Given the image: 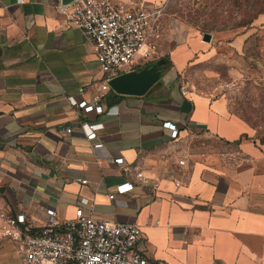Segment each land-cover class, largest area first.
I'll use <instances>...</instances> for the list:
<instances>
[{
    "label": "crops",
    "instance_id": "1",
    "mask_svg": "<svg viewBox=\"0 0 264 264\" xmlns=\"http://www.w3.org/2000/svg\"><path fill=\"white\" fill-rule=\"evenodd\" d=\"M191 55L190 47L171 50L146 93L110 88L106 110L86 113L69 98L90 99L105 73L61 0H0V209L24 212L36 230L50 206L64 221L86 198L89 215L138 223L152 261L264 264V127L223 97L183 94L179 72ZM86 120L103 124L102 147L86 138ZM67 125L73 131L61 132ZM124 181L134 187L117 193ZM16 249L0 230V264Z\"/></svg>",
    "mask_w": 264,
    "mask_h": 264
},
{
    "label": "built area",
    "instance_id": "2",
    "mask_svg": "<svg viewBox=\"0 0 264 264\" xmlns=\"http://www.w3.org/2000/svg\"><path fill=\"white\" fill-rule=\"evenodd\" d=\"M69 22L80 28L92 43L104 80L90 99L70 96L72 104L88 113L106 110L102 103L105 92L111 86L109 80L126 71L152 64L160 58L159 45L163 36L162 18L165 6L162 2L140 0L125 3L121 0H76L68 7ZM81 87L80 91H84ZM183 94L189 92L181 86ZM173 138L178 136L175 123L165 121ZM81 129L94 148L102 147L99 139L101 122L83 121ZM71 125L61 127L63 133L73 131ZM111 162L122 163L124 158L109 156ZM180 159V163H184ZM134 166H126L132 169ZM137 178L143 172H135ZM86 183L88 179L83 178ZM134 187L132 181L116 186L117 193ZM116 192L109 197L114 198ZM76 207L72 217L60 221L57 207L47 209L48 219L34 230L24 212L12 213L8 207L0 209L1 235L15 242L22 264H165L150 260L139 247L142 229L136 222L112 221L97 218L85 212L83 204Z\"/></svg>",
    "mask_w": 264,
    "mask_h": 264
},
{
    "label": "rangeland",
    "instance_id": "3",
    "mask_svg": "<svg viewBox=\"0 0 264 264\" xmlns=\"http://www.w3.org/2000/svg\"><path fill=\"white\" fill-rule=\"evenodd\" d=\"M159 2L165 12L158 58L164 56L169 65L171 50L192 51L179 72L181 86L223 97L231 112L264 127V10L257 14L259 7L251 6L255 0L249 5L244 0ZM205 32L212 34L211 41L203 39ZM195 41L202 45L194 48ZM9 264H22L18 252L10 254Z\"/></svg>",
    "mask_w": 264,
    "mask_h": 264
},
{
    "label": "water",
    "instance_id": "4",
    "mask_svg": "<svg viewBox=\"0 0 264 264\" xmlns=\"http://www.w3.org/2000/svg\"><path fill=\"white\" fill-rule=\"evenodd\" d=\"M74 1L76 0H61V4L63 7H68ZM203 39L211 41L212 34L205 32ZM165 67L167 65L164 61L158 60L151 65L120 73L112 77L109 84L118 93L141 95L146 93L160 79Z\"/></svg>",
    "mask_w": 264,
    "mask_h": 264
},
{
    "label": "trees",
    "instance_id": "5",
    "mask_svg": "<svg viewBox=\"0 0 264 264\" xmlns=\"http://www.w3.org/2000/svg\"><path fill=\"white\" fill-rule=\"evenodd\" d=\"M235 1H237V0H235ZM244 3H246V5H249V0H244ZM251 6H258L259 8H257L258 9L257 14L261 13L264 10V0H255V3L251 4ZM247 13H249V12H247ZM250 16H251V14H250ZM148 65H151V64H148ZM111 92L117 94L114 90H111Z\"/></svg>",
    "mask_w": 264,
    "mask_h": 264
}]
</instances>
